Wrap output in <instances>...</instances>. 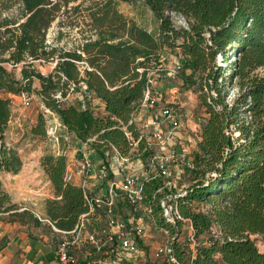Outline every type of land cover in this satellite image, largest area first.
Here are the masks:
<instances>
[{"label": "trees", "instance_id": "16d2710c", "mask_svg": "<svg viewBox=\"0 0 264 264\" xmlns=\"http://www.w3.org/2000/svg\"><path fill=\"white\" fill-rule=\"evenodd\" d=\"M120 1L144 3L158 30L149 32L123 15ZM82 9L89 31L78 49L49 44L53 24H63L70 11ZM172 14L185 19L188 28H176ZM176 49L184 55L183 86L199 94L208 118L192 154V185L176 200L194 237L204 241L195 253L175 244L173 254L181 264H264V251L252 239L264 243V0H0V215L63 233L73 231L89 211L82 188L66 181L64 155L41 161L54 191V199L46 202L43 221L48 223L12 202L1 175L18 174L23 162L6 141L9 95H29L37 81L45 107L78 140L97 137L93 146L100 156L112 145L145 161L150 156L145 139L134 148L123 128L139 140L135 126L128 124L144 97L148 73L163 66L166 50ZM37 62L55 63L53 72L43 75ZM9 66L21 67L20 79ZM71 86H83L85 98L98 100L104 115L97 116L89 100L67 105ZM233 88L237 93L231 95ZM39 120L41 127L32 132L44 136L45 120ZM161 187L157 179L145 183V202L158 226L173 235L160 216Z\"/></svg>", "mask_w": 264, "mask_h": 264}, {"label": "built area", "instance_id": "2783aa9c", "mask_svg": "<svg viewBox=\"0 0 264 264\" xmlns=\"http://www.w3.org/2000/svg\"><path fill=\"white\" fill-rule=\"evenodd\" d=\"M182 70L178 64L165 73L161 68L148 73L144 97L137 111L132 115L128 126H135L139 140L135 141L128 127L123 131L136 148L141 140L146 141L150 153L147 160L132 159L123 155L115 146H110L104 156H100L94 148L97 137L83 142L78 140L80 148L78 157L67 162L66 181L73 183L75 177L80 178L88 213L79 218L78 224L71 232H63L71 241L65 240L58 249L61 264H72L70 249L83 241L90 244L99 256L89 261L90 264H121L123 259L132 262L133 259L144 256L140 242L147 235L146 220L153 219V209L146 204L144 194L145 183L157 179L162 181L159 192L164 196L160 201V216L165 225L171 226L172 235L165 230L168 242L155 252L160 264H181L173 254V247L178 244L182 222L188 224L194 240V230L189 220L184 219L176 200L187 194L188 187H179L185 172L195 170L194 157L187 150L179 152L178 132L182 128V109L172 106L163 88H160L158 78L175 80ZM156 76H158L156 78ZM61 123H58V127ZM57 130V129H56ZM98 156L99 160L94 157ZM91 185V187H90ZM183 188V189H182ZM92 189V190H91ZM128 210V218L120 215L122 210ZM38 219L42 220L38 215ZM98 222L101 227L89 230L91 222ZM155 221V220H154ZM120 254L118 261H110L103 257L105 253Z\"/></svg>", "mask_w": 264, "mask_h": 264}, {"label": "rangeland", "instance_id": "374dc122", "mask_svg": "<svg viewBox=\"0 0 264 264\" xmlns=\"http://www.w3.org/2000/svg\"><path fill=\"white\" fill-rule=\"evenodd\" d=\"M118 8L123 15L135 21L145 30L152 33L158 30V21L144 3L140 1H133L131 3L120 1ZM86 14L84 9L80 13L70 11L67 17L62 20L63 24L60 23V20L55 22L48 32V43L66 50L78 49L84 42V38L88 36L89 27L87 23L89 21ZM172 22L178 29L188 28L186 20L178 15L172 14ZM221 61L222 59L218 58L219 65H222ZM162 62L163 66L161 69L165 73L174 69L178 64L183 65L184 55L179 49L166 50ZM35 66L37 71L43 75H49L53 72L55 63L37 62ZM84 67L85 65L81 66L82 69ZM8 69L14 71L16 78H21V67L13 69L9 66ZM186 73L189 74L190 71L188 70ZM158 80L160 82V88H163L170 104L182 109V113L185 115L181 119L182 128L178 136H181L178 141L182 143L179 145V152L182 153V151L187 150L190 154H193L197 149L200 129L204 121L208 118L205 108L199 101V94L195 93L193 89L184 88L181 75H178L175 80L163 78H158ZM38 90H40V84L35 81L31 94L24 93L19 96L9 95L11 99L12 118L6 133V141L9 146L17 150L22 162L29 164V167L32 168L29 171L31 175L26 176L22 181H15L11 178L12 176L2 173L1 179L5 190H10L14 195H17L16 198L19 197L21 199L19 204L21 206L17 204L21 211L25 207L43 219L46 217V202L54 199V191L52 190V186L47 183V176L41 167L42 159L47 155H64L68 161L74 160L78 157L77 150L80 146L73 133L69 132L62 124L58 127V123H61L60 119L45 107L41 98L37 95ZM83 91V86L80 90L71 86L68 96L65 99L67 105H79V103L85 105L89 100V104L94 110V113L97 116H103L104 106L96 99L85 98ZM236 93L237 89L233 88L231 95ZM40 117H43L45 120L46 134L44 136L34 135L32 132L34 129L41 127ZM94 158L99 160V157L96 155ZM192 180L193 178L190 176V173L185 172L181 180L178 181L179 187L192 185ZM128 214V210L125 209L120 212L123 218H128ZM93 224L94 222H91L88 226L89 230L95 227V225L94 227L92 226ZM145 224L147 235L143 240V247H141L145 255L133 259L132 262L123 259L121 264H160L155 257V252L168 242L167 234L165 233L166 229L158 226L153 219H147ZM55 235L51 249L57 264H61L58 249L65 240L71 241V239L63 233L57 232ZM191 238L192 234L188 228V224L184 223L180 229L178 246L188 253H195L196 246L201 241H204V238L197 239L194 237V240H191ZM84 239L85 235L79 244L72 246L70 249L73 259L72 264H90L87 260L89 258L88 254L92 255L93 258H98L99 256L90 244H85L84 246ZM252 239L256 241L258 248L263 252L264 243L261 239L257 237H252ZM117 253L119 252L116 251L114 255L105 253L103 257L110 261H118V258L122 256L120 254L117 255Z\"/></svg>", "mask_w": 264, "mask_h": 264}, {"label": "crops", "instance_id": "0c3cea01", "mask_svg": "<svg viewBox=\"0 0 264 264\" xmlns=\"http://www.w3.org/2000/svg\"><path fill=\"white\" fill-rule=\"evenodd\" d=\"M179 133L180 132H178V136ZM199 142L200 137L198 138V143ZM30 170H32V168L29 167V164L23 163L22 169L18 174H5L12 176L11 178L15 181H22L26 176L31 175L29 173ZM46 179L47 183L51 185L48 177ZM73 184L79 185L80 178L76 176ZM6 191L11 196L12 202L19 205L21 199L19 197L16 198L17 195H14L10 190ZM23 210L29 209L24 207L22 211ZM43 222V224L48 223V221L45 220ZM93 222L94 224L92 226L94 227L95 225L94 228L101 227L98 222ZM93 229L90 228V231ZM54 231L58 232L54 227L53 232H51L44 226L35 227L33 225L12 223L9 221L7 214L0 215V264H57L51 249V244L54 242L53 238L56 236ZM88 255V262L94 259L92 255Z\"/></svg>", "mask_w": 264, "mask_h": 264}]
</instances>
